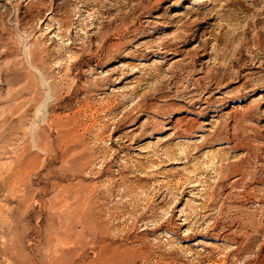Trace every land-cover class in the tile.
Returning <instances> with one entry per match:
<instances>
[{"label":"rangeland","instance_id":"obj_1","mask_svg":"<svg viewBox=\"0 0 264 264\" xmlns=\"http://www.w3.org/2000/svg\"><path fill=\"white\" fill-rule=\"evenodd\" d=\"M0 264H264V0H0Z\"/></svg>","mask_w":264,"mask_h":264}]
</instances>
